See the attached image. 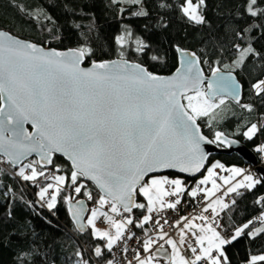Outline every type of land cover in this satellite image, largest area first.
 <instances>
[{
    "label": "snow or ice",
    "instance_id": "obj_1",
    "mask_svg": "<svg viewBox=\"0 0 264 264\" xmlns=\"http://www.w3.org/2000/svg\"><path fill=\"white\" fill-rule=\"evenodd\" d=\"M112 2L119 3L120 0ZM141 2L132 0L136 4ZM203 4L204 0H197L196 3L185 0L182 11L189 20L202 24L205 21L199 8ZM256 4L257 0H249L247 6L248 13L253 17L264 13V9L255 7ZM134 14L147 15V12L141 9ZM116 42L123 47L125 37L117 36ZM144 47L146 45L138 41L137 51H143ZM236 47L239 49L240 46ZM252 53L254 49L249 45L240 51L234 63L238 66L243 64L244 59ZM90 55L91 49L87 47L67 52L45 51L0 30V117H3L0 120V148H5L7 144L16 149L15 153L7 152L13 165L33 151L40 152V162L43 164H52L53 154L62 153L71 161L73 170L70 180L75 185L73 191L76 194L85 188L84 184L77 183L80 177L95 181L103 194L97 201L99 208L92 210L87 224L92 227L94 236L106 239V248L111 252L114 245L125 238L126 227L134 224L130 216L123 214L146 207L144 203L136 202L137 193L147 199L149 214L156 211L157 206L175 209L180 204V199L167 202L165 197L185 192L183 181L170 178L166 173L175 170L195 174L204 168L207 157L200 142L205 141V137L200 134L196 119L209 116L225 101L221 98L219 103L215 102L217 92L212 90V84H209V92L201 89L203 75L197 67L198 59L182 60L176 74L164 78L139 64H129L126 60L93 62L91 68H81L80 64ZM219 71V68L214 69L213 75ZM253 88L257 95L264 93V80L253 84ZM233 98L239 102V93L235 92ZM182 99L187 100V105L181 102ZM242 107L251 110L248 105ZM26 123L32 125L35 133L27 132L24 128ZM256 132L257 125L252 124L244 135L251 139ZM5 133L8 135L5 136ZM215 136L219 141L223 134L217 132ZM258 151L264 152V146ZM217 168L230 172L229 176L220 177L225 185H230L225 196L239 188L251 189L260 183L251 175H244L239 168L225 169L220 163L208 168L207 176L199 181V185L211 182V188L198 185L189 195L196 197L204 192L210 202L202 211L211 209V217L203 214L192 220L181 217L174 226L179 228L185 220L187 223L179 228V240H165L168 234L163 231L159 221L155 222L160 228L157 238L171 246L169 264H229L225 246L244 235L253 223L249 220L236 227L227 237L222 235L223 229L217 230L221 225L216 222V218L220 211L229 207L219 197L211 200L221 188L215 179ZM26 170L30 172L26 174ZM18 175L25 181H36L38 176H44L45 173L38 172L36 166L29 163L20 167ZM238 176H242V179L236 180ZM51 179H54L55 184H47L38 193L48 209L56 206L66 183L64 175H56ZM49 189H53L50 195ZM84 194L89 200L93 199L91 192L86 191ZM65 199L71 211L72 198L69 196ZM261 201H264V197H260L257 203ZM105 205H110V212L122 219L116 220L108 212L102 211ZM81 213L82 209H76L72 212V218L82 230ZM101 216L109 223L108 230L95 227L96 220ZM151 219V215H145L135 226L142 228ZM196 219L203 223H194ZM256 219L262 226L247 232L252 238L264 233V214ZM111 229H115L114 233ZM185 230L195 237V246L187 242ZM155 243L156 240L149 236L142 242L143 251L149 253ZM186 243L192 253L191 258L181 253V247ZM163 248L160 245V249ZM94 254L101 257V247L97 246ZM80 255L77 252V256ZM134 259L137 264H153L154 256L141 258L137 251ZM78 264L88 262L81 257ZM106 264L115 262L107 260ZM128 264L132 262L128 261ZM249 264H264V254L251 256Z\"/></svg>",
    "mask_w": 264,
    "mask_h": 264
},
{
    "label": "trees",
    "instance_id": "obj_2",
    "mask_svg": "<svg viewBox=\"0 0 264 264\" xmlns=\"http://www.w3.org/2000/svg\"><path fill=\"white\" fill-rule=\"evenodd\" d=\"M248 3L249 0H204L199 12L205 22L197 24L184 15L185 0H142L140 4L132 0L119 3L112 0H0V30L57 51L90 48L91 55L85 57L86 65L123 59L140 64L157 76L170 75L177 69V49L190 51L197 56L205 73L216 68L231 72L242 86L239 102L224 99V104L212 114L196 119L202 134L217 142L215 134L220 132L244 144L260 159L256 148L264 142V93L257 95L253 84L264 80V13L251 16L247 11ZM255 7L264 9V0H257ZM141 9L147 15L134 14ZM117 36L125 37L123 47L117 44ZM138 41L146 45L143 51H137ZM249 45L254 53L238 66L234 62L240 51ZM242 105L250 106L251 110ZM252 124L257 125V132L248 139L244 133ZM29 161L45 175L38 176L36 181H25L22 177L19 180L18 170L0 158V264H78L81 257L88 264H106L107 260H112L105 239L94 237L88 227L82 233L76 230L65 199L70 196L71 202L84 200L89 212L100 197L95 188L80 177L77 183L84 184L85 188L76 194L70 180L72 170L61 158L54 157L49 169L41 168L34 159ZM214 162L226 167H249L234 155L212 156L207 167ZM57 174L64 175L66 183L56 206L53 209L40 206L38 191ZM168 176L181 179L185 192L199 185L198 178ZM227 188H223L225 192ZM86 191L92 193V200L84 194ZM228 195L231 203L219 213L222 235H231L236 227L249 220L253 223L244 235L225 246V253L229 264H249L251 256L264 254V233L255 238L247 235L248 231L262 226L256 218L264 214V201L257 203L264 195V186L260 182L251 189L239 188ZM136 202L147 204L139 193ZM146 209L147 206L133 209L131 213L132 226L141 235L148 233L147 225L141 228L135 224L142 221ZM97 246L102 249L101 257L94 254ZM166 247L167 244L163 249ZM77 252L81 255L77 256Z\"/></svg>",
    "mask_w": 264,
    "mask_h": 264
},
{
    "label": "water",
    "instance_id": "obj_3",
    "mask_svg": "<svg viewBox=\"0 0 264 264\" xmlns=\"http://www.w3.org/2000/svg\"><path fill=\"white\" fill-rule=\"evenodd\" d=\"M5 32V31H4ZM7 33V32H5ZM9 34V33H7ZM11 35V34H9ZM12 37L20 40L21 42H26V43H31L29 41L26 40H22L20 38H17L13 35H11ZM33 44V43H31ZM36 45V44H35ZM40 48H43L45 51H52L54 49H48V48H44L42 46L37 45ZM181 50V49H180ZM57 51V50H55ZM69 50L66 51H58V52H67ZM177 53V61H178V67H181V61H187L188 59H192V60H196L198 59L196 55H192L193 53L190 51H178L176 50ZM187 55H184V54ZM123 59H115V60H111V61H121ZM127 61V60H126ZM129 64H137L134 62H130L127 61ZM140 65V64H139ZM81 68H91L92 67V63L89 65L85 64V59L84 61L80 64ZM143 67V66H142ZM197 67L202 71V75H203V82L201 84V89H204L205 92H209L211 91L209 89V84H212V90H215L217 92V99H227L230 100L232 102H236L237 100L234 99V93L238 92L239 93V101L241 100L242 97V86L239 82V80L236 78L235 74L231 73V72H223V71H219V73L217 75H213V71L210 73H205V71L203 70L201 64L199 63L197 65ZM145 68V67H144ZM176 74V70L171 73L170 75H166V76H161L164 78H171ZM189 94H193V93H189ZM183 103V99L181 101ZM184 104V103H183ZM3 117H0V120H2ZM197 126L199 127L197 121H196ZM24 128L27 130V132L29 133H35V129L32 127V125L30 123H26L24 124ZM199 131L200 134H202V131L199 127ZM8 133H5V136H7ZM204 136V135H203ZM205 137V136H204ZM254 137V136H253ZM252 137V138H253ZM16 139V138H13ZM206 141H210V142H206ZM217 142H213L211 140H208L205 137V141H201L200 142V147L202 149V151L204 152V154L206 155L207 159L205 161V166L203 169H201L200 172H197L195 174H189V173H180L177 172L175 170H169L166 174L170 175H177L180 177H183L185 179L188 180H193V179H197L206 169L207 165H208V160L210 157L212 156H220V155H224V156H231L234 155L236 156L244 165L249 166L254 168L255 172L259 175L260 177V182L263 184L264 186V164L261 162V160L257 157V155L255 154L254 151H252L251 149L247 148L244 144L240 143L239 141L233 140V139H229L227 137H225L224 135L222 136L221 140H216ZM23 143H29L28 141H23ZM5 149H7V151H5ZM16 149L13 148L11 145H5V148H0V158L5 160L12 168L14 169H18L19 167H21L25 162L34 159L37 163L38 166H40L43 169H49L51 168L52 164H43L41 163V154L39 151H33L31 153H29L27 156L21 157V160L16 163L15 165H13L8 158V154L7 152H13L15 153ZM54 157H58L63 159L67 164H69L71 170L72 169V164L71 161L68 160V158L63 155L60 152L54 153L52 156V160ZM83 181L91 184L96 192L99 195H102L103 193L101 192L100 188L98 187V185L96 184L95 181L87 179L86 177H82ZM264 197V195H263ZM135 200H136V196H135ZM71 206H72V210H69V204H68V211H69V215L71 220L73 221L75 228L78 232L82 233L86 230L87 226L85 224V218L86 215L88 213V207L86 205V202L84 200H77L75 202H71ZM76 209H82V219L80 221L81 224L84 225L83 229L81 230L77 224V222L72 218V212L75 211ZM155 256H167V250L166 249H160L159 251L157 250L154 253Z\"/></svg>",
    "mask_w": 264,
    "mask_h": 264
},
{
    "label": "built area",
    "instance_id": "obj_4",
    "mask_svg": "<svg viewBox=\"0 0 264 264\" xmlns=\"http://www.w3.org/2000/svg\"><path fill=\"white\" fill-rule=\"evenodd\" d=\"M264 144V142H263ZM244 175H251L254 180H258V174L254 171V168L247 167L243 169ZM27 172H30V170H27ZM217 175L219 177L223 176V172L218 171ZM18 179L20 180L21 177L18 176ZM196 188V187H195ZM194 189V188H193ZM192 189L187 190L184 193L179 194L178 196H168L165 197V200L167 202H174L176 199H180V204L176 206L175 209L164 207L163 209L159 211H154L150 213L152 219L146 224L148 227V233L145 235L139 234V232L132 226L128 225L125 230V238L121 239L117 242L116 245H114L111 253H112V260H114L115 264H128V261H131L132 264L137 263V261L134 259V256L136 255V252H140L141 258H144L147 255H153L158 249H160V245L165 246L164 240H159L158 233L160 232L159 225H156V221H159L160 225H163V231L166 232L168 235L165 237V240L168 238H173L174 232L177 227H175L176 221L181 220V217H187V218H193L196 216H199L201 214L205 216L211 217L212 212L209 209L208 212H203V208L207 206V201L205 199V196L202 192H200L196 197H192L189 195ZM225 190H221L217 197H220L223 199V201L227 204L231 203V196L230 195H224ZM51 192H49V195ZM37 203L40 206H43L45 202H40L37 200ZM103 211L108 212L109 215L113 216L116 220H121L122 217L116 214H113L110 212V205H105L103 208ZM124 216H130L132 218L131 213H124ZM105 221V218L103 216L99 217L96 221L98 225L103 224ZM167 221V223H165ZM201 221V220H200ZM203 223V221H201ZM216 222L220 224L219 216L216 218ZM215 226V224H214ZM218 231H221V228L217 229ZM128 236H132L131 239H127ZM152 237L154 240H156V243L153 245L151 251L149 253H145L142 248V242L147 239L148 237ZM191 243L194 245L195 240H191ZM124 249H127V251H124Z\"/></svg>",
    "mask_w": 264,
    "mask_h": 264
},
{
    "label": "rangeland",
    "instance_id": "obj_5",
    "mask_svg": "<svg viewBox=\"0 0 264 264\" xmlns=\"http://www.w3.org/2000/svg\"><path fill=\"white\" fill-rule=\"evenodd\" d=\"M200 13V12H199ZM203 91H204V89H202ZM191 95V94H190ZM216 103H219V99H217L216 101H215ZM183 103L185 104V105H187V100H183ZM220 106H222V105H220ZM219 106V107H220ZM218 107V108H219ZM218 108H216L215 110H217ZM214 110V111H215ZM213 113V112H212ZM211 113V114H212ZM201 117V116H200ZM248 131V130H247ZM246 137V136H245ZM247 138V137H246ZM262 146H264V144H260V146L259 147H257L256 148V151L257 152H259L260 153V159H261V162L264 164V152H260V151H258V149L260 148V147H262ZM29 163H33V162H31V161H27V162H25L22 166H24V165H26V164H29ZM216 163H219V162H214V163H212L211 165H209L208 167H207V169L208 168H210L213 164H216ZM34 164V163H33ZM21 166V167H22ZM224 168L225 169H232V168H239V169H241V170H243V168L242 167H239V166H231V167H226V166H224ZM19 169H20V167L17 169L18 170V172H19ZM38 171V170H37ZM215 171H216V173L218 172V171H221V172H223L224 174H225V177L226 176H229L230 175V172L229 171H225V170H222V169H219V168H217V169H215ZM255 171V170H254ZM39 172V171H38ZM244 172V171H243ZM28 172H27V170H26V174H27ZM57 175H62V174H57ZM207 176V170H206V172L204 173V175L203 176H201L200 178H198V182L201 180V179H203L204 177H206ZM215 179H216V182L218 183V184H220L221 185V188H220V190H222L224 187H227L228 185H225L224 183H223V181L218 177V176H216L215 177ZM240 179H242V176H238V177H236V180H240ZM49 183H53V184H55V181H54V179H51V181L49 182ZM49 183H47V184H49ZM47 184L44 186V187H46L47 186ZM211 182H209L207 185H201V188H211ZM229 187V186H228ZM43 188V187H42ZM40 190H41V188H40ZM40 190L38 191V193L40 192ZM219 190V191H220ZM52 191H53V189H49V192H51L52 193ZM219 191H217L216 192V194H218V192ZM226 191H227V189H226ZM38 193H37V199L42 203V202H44V201H41L40 200V198H39V195H38ZM233 193V192H232ZM232 193H228V194H232ZM203 194L205 195V193L203 192ZM215 194V195H216ZM146 199V198H145ZM207 200H209L208 198H206ZM213 199V197H211V200ZM215 200V199H214ZM210 201V200H209ZM146 202H147V199H146ZM44 205H45V207L47 208V205H46V203H44ZM146 206H147V204H146ZM94 208H99V205H98V203H97V205L94 207ZM94 208H92V209H90V211L88 212V214H87V216H86V218H85V224H86V226L88 227V228H90V230H91V232H92V234H93V229H92V227L91 226H89L88 224H87V221H88V219L91 217V213H92V210L94 209ZM159 210H161V208H159V206H157V210L156 211H159ZM102 211H103V209H102ZM218 211H219V209H218ZM221 212V211H220ZM145 215H149V213L147 212V209H146V213H145ZM144 215V216H145ZM111 216V215H110ZM115 219V218H114ZM189 219H191V218H188V220ZM193 219V218H192ZM191 219V220H192ZM97 221V220H96ZM185 221H187V220H185ZM185 221H182L181 223H183V222H185ZM180 223V224H181ZM187 223V222H186ZM194 223H196V224H202L201 223V221L199 220V219H196V220H194ZM95 227L97 228V229H100V230H108L109 228H110V225H109V223L106 221V219H105V221H104V223L103 224H101V225H98L96 222H95ZM183 227V226H182ZM112 230V232L114 233V231H115V229H111ZM186 231V233H187V237H186V239H187V242L188 243H190V240H191V238L192 239H194L195 240V237L194 236H192V237H188V233H189V231L188 230H185ZM94 236V235H93ZM178 236H179V231H178ZM230 236V235H229ZM94 237H96V236H94ZM98 238V237H97ZM106 240V239H105ZM106 243H107V241H106ZM188 243H186L185 245H183L182 247H181V253L183 254V255H185L187 258H191V256H192V253H191V251H190V249L188 248ZM195 245V244H194ZM193 245V246H194ZM169 254L167 255V256H155V255H153L154 256V260H153V264H169V256L171 255V253H172V249H171V246H170V252H168ZM261 255V254H260ZM135 264H137V263H135Z\"/></svg>",
    "mask_w": 264,
    "mask_h": 264
},
{
    "label": "crops",
    "instance_id": "obj_6",
    "mask_svg": "<svg viewBox=\"0 0 264 264\" xmlns=\"http://www.w3.org/2000/svg\"><path fill=\"white\" fill-rule=\"evenodd\" d=\"M233 183H235V181H233ZM228 186H230V185H228ZM215 196H216V195H215ZM215 196H213V199H212V200L216 199ZM207 201L210 202L209 200H207ZM191 219H192V218H191ZM191 219H189V220H191ZM186 222H187V221L181 223V224L179 225V228H182V226H183L184 223H186ZM179 228H177V230H176V232H175V235H174V237H173V239H175V240H179V236H178ZM193 231H198V230H193ZM188 237H189V238L192 237L191 232L188 233ZM191 240H194V239L191 238ZM191 240H190V242H191ZM166 250H167L168 252H170V245L167 244ZM153 255H154V254H153Z\"/></svg>",
    "mask_w": 264,
    "mask_h": 264
}]
</instances>
